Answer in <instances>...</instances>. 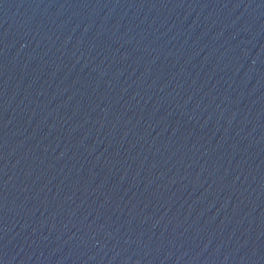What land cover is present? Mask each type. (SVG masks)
Here are the masks:
<instances>
[{"label": "water", "instance_id": "water-1", "mask_svg": "<svg viewBox=\"0 0 264 264\" xmlns=\"http://www.w3.org/2000/svg\"><path fill=\"white\" fill-rule=\"evenodd\" d=\"M0 264H264V0H0Z\"/></svg>", "mask_w": 264, "mask_h": 264}]
</instances>
